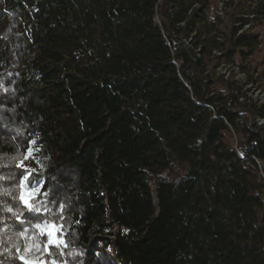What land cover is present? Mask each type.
Here are the masks:
<instances>
[{
    "label": "trees",
    "instance_id": "obj_1",
    "mask_svg": "<svg viewBox=\"0 0 264 264\" xmlns=\"http://www.w3.org/2000/svg\"><path fill=\"white\" fill-rule=\"evenodd\" d=\"M218 6L0 0V264H264V105L218 75L255 80L264 0ZM33 146L43 215L2 194ZM44 221L67 247L45 250Z\"/></svg>",
    "mask_w": 264,
    "mask_h": 264
},
{
    "label": "snow or ice",
    "instance_id": "obj_2",
    "mask_svg": "<svg viewBox=\"0 0 264 264\" xmlns=\"http://www.w3.org/2000/svg\"><path fill=\"white\" fill-rule=\"evenodd\" d=\"M34 144L35 141H32ZM33 149L28 148L27 149V154L24 156V159L32 158L35 159V157L32 155ZM11 160L17 161L19 160V157H12ZM17 167H25L23 164V161H19L17 163ZM34 169H25V172L22 173V179L17 183L15 187L12 188H3L2 194L4 196L11 197L12 199H19L21 202V206L28 212L30 213H35V214H47L51 211L45 204L42 199V197L47 196V191H41L43 187V182L40 180H37L35 183H28L29 181V176L31 175L32 172H34ZM13 193H16V195H13ZM63 205H60V210L61 212L63 211ZM4 210L11 213L12 217H14L20 224L23 226L25 223V220L22 219L23 213L18 214V209L13 210L10 206L7 204L4 205ZM36 229L39 230V235H46L47 236V242L45 244V250L49 246H54V247H60L63 245L64 247H67V243L62 239L64 235V229L63 225H57L55 222H49V221H44L43 223H38L34 225ZM27 234V229L21 230L18 235L19 237H25ZM9 240H12L11 237H8ZM32 240H35L36 237L33 236L31 237ZM38 250H39V243L37 242L34 244ZM13 247H17V251H19V247L17 244L13 241ZM27 250V249H26ZM75 255V253H73ZM20 260L23 261V264H35L34 261L26 259L24 255H21L19 257ZM43 264V262H41ZM52 264H56V262L53 260Z\"/></svg>",
    "mask_w": 264,
    "mask_h": 264
},
{
    "label": "rangeland",
    "instance_id": "obj_3",
    "mask_svg": "<svg viewBox=\"0 0 264 264\" xmlns=\"http://www.w3.org/2000/svg\"><path fill=\"white\" fill-rule=\"evenodd\" d=\"M158 22H160L159 18L156 19ZM264 31V29H262ZM264 33V32H263ZM223 38V37H222ZM259 59L257 58L256 61ZM258 71L254 74L255 80L249 81L247 78V74L244 75L240 70L236 68V66H232V64H222L218 68V75L222 76L225 79H228L231 74L234 75L235 79L240 82V85L242 87V96L245 97V99L239 98V103H242L243 105L255 103L258 106L264 104V85L262 83V76L260 75V71L262 68H264V62H260L259 60V67ZM247 107V106H246ZM250 115V114H249ZM257 114L254 115V121L257 125L262 126L264 128V118L263 119H256L255 117ZM250 120L253 119L252 115L249 116ZM258 122V123H257ZM262 123L263 125H260ZM33 153L32 155L35 157V159H32L31 157L28 159H25L24 165L26 169H34L35 171L40 170L41 168V162L38 156V147L33 146ZM35 181H31L29 177L28 183H35ZM41 181V180H40Z\"/></svg>",
    "mask_w": 264,
    "mask_h": 264
},
{
    "label": "built area",
    "instance_id": "obj_4",
    "mask_svg": "<svg viewBox=\"0 0 264 264\" xmlns=\"http://www.w3.org/2000/svg\"><path fill=\"white\" fill-rule=\"evenodd\" d=\"M229 0H219V6H218V9H217V15H219L220 17H223L224 16V11H225V8H226V3L228 2ZM249 26H250V24H246V25H244V27L243 28H241L239 31H238V33L240 34V33H242L244 30H246V29H248L249 28ZM220 40H223V38L222 37H220ZM214 53H216V54H221V52L220 51H217V50H215L214 51ZM196 55L197 56H200V49H197L196 50ZM238 70H240L239 69V67H236ZM239 72H241V70L239 71ZM244 75H246V73H244V72H242ZM257 74V73H256ZM248 79V78H247ZM239 98H241V99H245V97L244 96H242V95H240L239 96ZM264 105V104H263ZM256 119H263L264 117H262V116H260L259 114H257V116L255 117ZM258 123V122H257ZM260 125H263L262 123H260Z\"/></svg>",
    "mask_w": 264,
    "mask_h": 264
},
{
    "label": "water",
    "instance_id": "obj_5",
    "mask_svg": "<svg viewBox=\"0 0 264 264\" xmlns=\"http://www.w3.org/2000/svg\"><path fill=\"white\" fill-rule=\"evenodd\" d=\"M35 264H37V262H35Z\"/></svg>",
    "mask_w": 264,
    "mask_h": 264
}]
</instances>
